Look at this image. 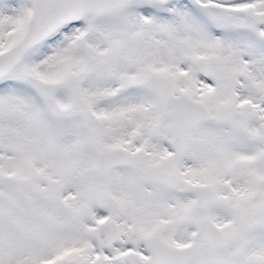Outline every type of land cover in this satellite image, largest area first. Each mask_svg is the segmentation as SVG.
<instances>
[{
	"label": "snow or ice",
	"instance_id": "obj_1",
	"mask_svg": "<svg viewBox=\"0 0 264 264\" xmlns=\"http://www.w3.org/2000/svg\"><path fill=\"white\" fill-rule=\"evenodd\" d=\"M0 264H264V0H0Z\"/></svg>",
	"mask_w": 264,
	"mask_h": 264
}]
</instances>
